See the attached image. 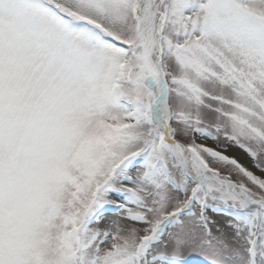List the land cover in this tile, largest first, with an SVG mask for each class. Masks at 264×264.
Segmentation results:
<instances>
[{
	"label": "snow or ice",
	"instance_id": "1",
	"mask_svg": "<svg viewBox=\"0 0 264 264\" xmlns=\"http://www.w3.org/2000/svg\"><path fill=\"white\" fill-rule=\"evenodd\" d=\"M0 264H264V0H0Z\"/></svg>",
	"mask_w": 264,
	"mask_h": 264
}]
</instances>
